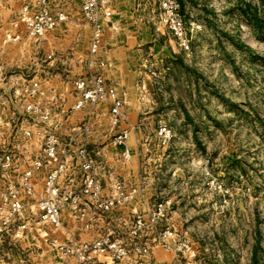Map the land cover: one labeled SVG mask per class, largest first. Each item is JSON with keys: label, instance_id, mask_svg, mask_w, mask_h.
<instances>
[{"label": "rangeland", "instance_id": "obj_1", "mask_svg": "<svg viewBox=\"0 0 264 264\" xmlns=\"http://www.w3.org/2000/svg\"><path fill=\"white\" fill-rule=\"evenodd\" d=\"M31 2L37 8V0ZM178 2L193 39L189 50L149 21L157 3L139 0L137 5L138 17L155 39L139 62L140 109L135 124L126 121L131 133L135 129L128 158L114 149L110 102L73 108L76 102L67 100V93L74 95L73 78L39 60L45 58L42 40L4 43L15 13L8 18L6 7L13 8L0 4V66L24 69L29 80L40 79L43 107L56 115L63 135L96 152L102 180L110 162L112 174L118 171L115 179L136 191L121 206L126 209L116 213L121 219L109 221L106 230H81L82 222L65 209L63 227L32 226L19 240L0 231V264H79L57 246L68 244L73 234L82 241L120 235L134 207L147 217L159 203L168 205L170 213L138 240L152 246L146 263L264 264V0ZM83 19L91 24L84 14ZM25 47L38 59L32 68L19 60ZM34 56L29 55L32 61ZM34 100L38 103V96ZM33 144L38 145V135ZM99 147L111 155L99 153ZM168 229L165 239L172 246L164 248Z\"/></svg>", "mask_w": 264, "mask_h": 264}, {"label": "built area", "instance_id": "obj_2", "mask_svg": "<svg viewBox=\"0 0 264 264\" xmlns=\"http://www.w3.org/2000/svg\"><path fill=\"white\" fill-rule=\"evenodd\" d=\"M10 1L0 0V4ZM148 1L158 5L149 21L189 50L193 39L178 0ZM49 3L50 0H37V8L33 9L31 0H22L5 29L4 43L28 40L39 43L48 31L69 19L64 11L54 14ZM109 3L110 0L82 2L83 14L93 27L91 54L98 53L103 46L105 26L100 11L103 9L110 16ZM50 66L57 68L54 64ZM59 72L66 77L70 75L66 67ZM73 87L75 109L104 100L111 103L116 130L112 142L116 147L122 146V155L128 158L131 130L122 127L127 121L125 97L102 74L74 78ZM45 95L40 79L29 80L24 69L0 66V231L15 240L23 238L32 226L63 227L65 209H69L73 219L82 222L81 230L94 229L100 221L116 219L118 209L136 197V191H129L120 180L106 188L99 175L101 163L96 152L87 143L63 135L56 115L43 107ZM36 96L38 103L34 100ZM36 135L38 145L33 144ZM169 213L170 207L164 203H159L147 217L134 207L131 223L120 235L105 233L94 241H82L73 234L68 244L57 248L79 264H148L144 257L152 246L138 240L148 229L168 219ZM170 234L169 229L163 231L164 248L172 246L165 239Z\"/></svg>", "mask_w": 264, "mask_h": 264}, {"label": "crops", "instance_id": "obj_3", "mask_svg": "<svg viewBox=\"0 0 264 264\" xmlns=\"http://www.w3.org/2000/svg\"><path fill=\"white\" fill-rule=\"evenodd\" d=\"M82 2L83 0H50V7L53 13L57 14L58 11H64L66 14L68 13L69 19L63 21L59 27L47 33L42 39L39 47L43 51L42 56L45 58H40L39 60L49 65L54 64L57 67L54 70L52 69L54 72L56 69L66 67L70 71V75L67 78L74 79L102 74L107 81L112 82L117 87L119 94L125 97L124 112L127 119H129V123L135 124L140 109V93L138 91L139 62L140 58L146 54L145 50L148 47V43L155 39L151 34L152 28L143 23L138 17L137 5L139 0H110L109 9L112 14L106 16L103 9L100 11V19L105 26L103 46L98 53L91 54L90 46L93 30L91 24L85 23L83 19ZM21 4L22 0H11L9 5L13 9L6 7L7 11L4 13L8 18L11 17L20 9ZM29 42L30 40L20 44ZM24 49L21 55H19V57L24 56V58H20L19 60L23 61L25 67L30 66L29 68H32L37 64L38 59L36 55L34 56L35 53L27 51L26 47ZM29 55L34 56V61H32V57L30 58ZM49 55H52V57L47 59L48 61H45ZM100 62H104L105 64L101 65ZM70 85L71 89H73V83ZM67 100L70 105L76 102L74 95L69 93H67ZM109 104L110 111L111 103ZM128 125L125 122L122 127L124 128ZM115 132L116 130L113 128L110 134L113 135ZM134 132L135 129L132 130L131 135H134ZM62 133L67 134L65 131H62ZM99 149L101 150L99 153L105 156L111 155L107 147H99ZM114 149H117L122 154L123 147L122 149L119 147ZM109 163H107L105 170H108L110 167L111 169L105 173L104 176L107 177L103 178L104 182H106V188L113 181L119 180L115 179L118 171L115 172L114 170L115 173L112 174L111 171H113L114 165H110ZM120 181L127 185L124 180L120 179ZM40 185H42L41 182ZM122 208L120 207L118 210L120 211ZM123 209H126V207ZM127 210H130L129 206ZM125 216L128 215L125 214ZM120 219L117 217L113 220L107 219V221H103L102 223L100 221L96 228H99L101 231L106 230L109 228V221H115L116 223ZM123 220L128 222L129 217ZM113 224L114 222L111 223V225Z\"/></svg>", "mask_w": 264, "mask_h": 264}]
</instances>
